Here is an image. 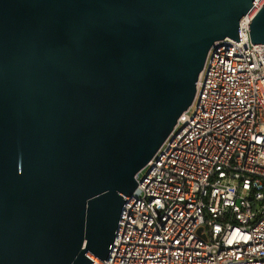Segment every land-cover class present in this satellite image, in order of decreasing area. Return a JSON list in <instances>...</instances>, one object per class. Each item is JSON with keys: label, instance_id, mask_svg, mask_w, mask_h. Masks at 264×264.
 Here are the masks:
<instances>
[{"label": "water", "instance_id": "1", "mask_svg": "<svg viewBox=\"0 0 264 264\" xmlns=\"http://www.w3.org/2000/svg\"><path fill=\"white\" fill-rule=\"evenodd\" d=\"M256 0H0V264L107 258L120 209ZM264 43V4L249 21Z\"/></svg>", "mask_w": 264, "mask_h": 264}, {"label": "built area", "instance_id": "2", "mask_svg": "<svg viewBox=\"0 0 264 264\" xmlns=\"http://www.w3.org/2000/svg\"><path fill=\"white\" fill-rule=\"evenodd\" d=\"M216 40L191 105L123 196L107 258L91 264H264V43ZM94 257L95 259H93Z\"/></svg>", "mask_w": 264, "mask_h": 264}, {"label": "bare ground", "instance_id": "3", "mask_svg": "<svg viewBox=\"0 0 264 264\" xmlns=\"http://www.w3.org/2000/svg\"><path fill=\"white\" fill-rule=\"evenodd\" d=\"M93 259H95L94 257H92Z\"/></svg>", "mask_w": 264, "mask_h": 264}]
</instances>
